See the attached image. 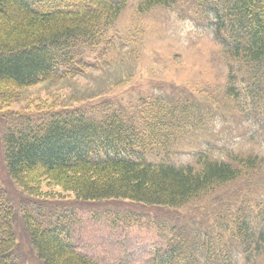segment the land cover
Segmentation results:
<instances>
[{
    "label": "rangeland",
    "instance_id": "1",
    "mask_svg": "<svg viewBox=\"0 0 264 264\" xmlns=\"http://www.w3.org/2000/svg\"><path fill=\"white\" fill-rule=\"evenodd\" d=\"M143 1L127 0L107 28V43L101 42L95 48L80 46L82 56L77 54L80 59L76 56L79 60L74 67L60 65L56 70L58 76L23 90L20 98L11 100L12 113L0 111V191L15 210L18 264H43L32 248L28 233L31 229L22 217L23 211L30 209L37 214L58 216L60 222H69L71 228L74 227L71 219L75 217L77 223L72 235L76 247L102 264H163L155 262V254H163L174 235L169 230L170 224L164 221L172 225L190 224V231L184 234L188 242L182 251L183 261L173 264H218L206 256L204 237L213 238L215 249L230 246L229 264H264V240L260 245L252 241L251 244H257L250 249L258 251L248 258L242 252L243 245L236 243L241 239L235 234L233 223L232 227L231 224L218 227L224 215L237 212L242 202L247 203L246 209L254 219L264 217V129L256 141L246 142L239 135L242 124L238 125L236 119L224 121L226 112L222 113V107L215 103L221 96L222 86L230 80L232 68H242L245 63H233L234 59L223 51L220 39L214 36L215 28L203 25L201 18L190 9L193 0L179 3V0H147L142 4ZM195 100H202L204 106L199 109H209L214 116L207 114L214 133L202 134L187 127L201 112L193 109ZM49 106L58 110L71 106L69 109L74 110L88 108L99 119L120 111L124 117L120 122H139L138 128L148 131L144 134L147 137L151 136V128L163 134L168 123L179 122L178 126L183 129L173 131L170 140L172 148L178 145L182 148V153L175 158L178 164L194 165L195 152L209 151L207 146H219L212 152L214 160L233 163L235 158L245 159L252 154L258 157L259 164L249 169L241 161L233 163L237 169L245 168L239 180L211 190L181 209L153 208L112 199L81 202L74 194L64 193L47 181L38 190L46 201H34L8 178L4 137L10 127H21L25 120ZM158 107L174 112L153 113ZM164 138L168 142V137ZM117 214L124 217L117 219ZM158 220L163 221L158 224ZM220 230L228 235L219 234ZM255 230L259 232L260 227L256 226ZM220 236L222 239L218 240Z\"/></svg>",
    "mask_w": 264,
    "mask_h": 264
},
{
    "label": "trees",
    "instance_id": "2",
    "mask_svg": "<svg viewBox=\"0 0 264 264\" xmlns=\"http://www.w3.org/2000/svg\"><path fill=\"white\" fill-rule=\"evenodd\" d=\"M194 1L202 12L218 14L219 28L226 19L233 31L235 25L240 27L234 57L264 68V0ZM123 8L115 0H0V111L12 113L10 101L20 98L26 89L58 76L60 65L74 67L80 59V46L95 48L101 42L107 43V28ZM232 35L234 41L236 35ZM69 108L72 106L44 108L21 127H10L4 137L8 178L29 199L46 201L38 190L47 181L81 202L112 199L181 209L243 176L245 168L237 169L208 157L199 158L196 168L183 171L156 167L143 158L136 161L133 155H139L141 140L116 113L98 122L86 116L82 108ZM236 160L249 169L259 164L252 156ZM245 205L238 204L240 211L224 215L223 222L231 227L233 223L235 234L245 244L257 239L260 244L264 231L256 237L249 227V217L243 214ZM14 213L0 191V264L12 263L16 245ZM22 217L31 229L28 233L33 248L43 264H97L67 245L56 224L54 227L38 220L42 215L25 210ZM225 233L219 232L227 236ZM182 257L181 252L175 259L183 261ZM173 260L172 252L161 263L172 264Z\"/></svg>",
    "mask_w": 264,
    "mask_h": 264
}]
</instances>
